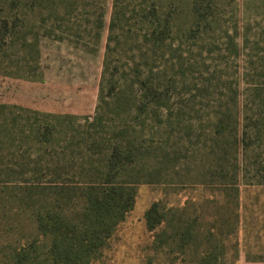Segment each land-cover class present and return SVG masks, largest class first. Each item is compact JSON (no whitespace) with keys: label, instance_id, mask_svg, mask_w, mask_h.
I'll return each instance as SVG.
<instances>
[{"label":"rangeland","instance_id":"obj_1","mask_svg":"<svg viewBox=\"0 0 264 264\" xmlns=\"http://www.w3.org/2000/svg\"><path fill=\"white\" fill-rule=\"evenodd\" d=\"M11 1L0 0V15L16 25L0 55V104L7 105L0 113V145L6 139L13 140L14 151L8 156L15 175L36 177L28 164L32 155L30 162L41 161L43 171L38 176L43 180L56 177L54 181L59 182H99L100 166L117 143L153 141L157 146L168 141L177 152L178 147L190 144V139L199 140L207 144L198 151V156L204 157L217 136L213 109L220 107L242 121L233 134L227 129L226 135L230 133L234 142L227 145L230 164L226 166L234 163L238 172L248 171L253 182L262 179L259 176L264 175V169H258L264 165V145L251 144L245 155L238 138L247 122L244 116L249 118L253 113L242 106L246 101L244 89L252 80L264 81V0H19L15 9L10 8ZM195 2L203 3L207 10L213 8V17L206 20L205 28L202 21L196 38L191 30L197 26L193 24ZM153 7L160 16L169 17L170 13L173 39L162 57L176 61L168 66L157 58L153 68L160 75L166 70L177 80L185 70L187 79L188 65L194 59L198 61L195 75L213 73L209 82L201 84L210 89L204 98L206 107L202 111L200 105L192 103L185 107L188 114L200 108L203 127H150L166 119L165 108L156 114L151 111L145 120L135 115L134 94L140 80L148 79L150 64L158 57L150 49L152 26L140 23L139 15ZM182 93L172 97L174 110L183 103L182 96L188 98L187 92ZM14 113L18 115L15 121ZM188 121L186 118L183 123ZM45 126L54 127L55 134L51 142L39 143L37 129ZM64 152L75 155L76 165L67 169L69 178L52 176L45 165H52L50 156L56 159ZM174 176L169 187L160 186L163 183L140 184L133 210L118 226L103 256L92 264H140L153 255L155 233L161 229L150 231L145 213L155 201L172 209L171 213L192 219V233L198 243L197 248L192 245L182 254L173 253L176 259L160 254L155 264H192V257L204 251L211 253L210 258L216 257L217 264H237V193L207 188L187 176L184 186L178 181L176 167Z\"/></svg>","mask_w":264,"mask_h":264},{"label":"trees","instance_id":"obj_2","mask_svg":"<svg viewBox=\"0 0 264 264\" xmlns=\"http://www.w3.org/2000/svg\"><path fill=\"white\" fill-rule=\"evenodd\" d=\"M18 4L19 0H12L10 8L15 9ZM204 8V4L198 2L192 6L195 16L193 24L197 26L191 30L195 38L202 28V21L205 28L206 20L213 17V8L208 10ZM137 13L138 10H134V14ZM139 15L140 23L146 22L152 26L149 33L150 49L158 57H154V64H150L148 79L143 77L140 80L134 99L132 98L136 108L135 115L138 118L143 116L145 120L151 111L156 114L165 108L168 113L166 119L159 124H150V127L158 126L164 129L203 127L201 111L208 104L204 98L210 93V89L201 84L203 81L209 82L213 73L210 76L195 75L198 61L192 59L188 65L187 79L185 70L180 80L166 70H162L164 72L160 75L159 71L153 68L157 66L155 64L157 58L168 66L176 64L175 59L162 57L165 49L171 47L173 39L170 13L169 17L160 16L157 7H153ZM133 17L134 15L128 19ZM15 26L14 20L0 15V55L5 51ZM248 74L247 72L246 75ZM180 81L182 85L179 84ZM248 83L250 85L244 89L246 101L242 106L249 107L253 113L249 118L248 115L247 117L243 115L247 122L243 123L244 129L240 131L238 138L243 149L245 148V155L251 144L255 143L258 147L264 145V81L252 80ZM184 91L187 92L188 98L182 96L183 103L174 110L172 97L176 93L184 95L182 93ZM190 103L200 105L201 111L200 108L193 109V112L188 114L185 107ZM6 107V104H0V113ZM219 108L213 109L217 116L215 129L217 136L209 145L210 149L206 156H198L200 153L198 151L202 150L201 145H207L198 143L199 140L196 142L190 139L191 143L184 148L178 147L177 152L174 144L170 145L168 141L157 146H154L153 141L132 145L117 143L100 166L102 181L99 182H59L54 181L53 178L57 179L56 177L43 180L38 176L39 172L43 171L41 161L35 159L30 162L32 155H29L28 164L32 165L36 177L15 175L12 159L8 156L14 151L11 150L14 143L12 139L4 140L5 142L0 145V264H92L103 256L104 249L115 235L118 226L133 210L140 184L163 183L165 185L160 186H173L170 183L174 182L175 167L176 176L178 181H182V185L187 184L184 179L187 176L200 181L207 188H221L229 194L235 192L238 195L239 206L240 186L264 184V175L259 176L262 179L253 182V178L248 176V171L238 172V167L235 168L234 163L231 167L226 166L227 163L230 164L227 155L230 148L227 145L234 142L230 133L229 136L226 135L227 129L232 130L233 134L242 121L237 119V114L233 115V112L227 113ZM172 115L176 117L173 118ZM17 116L14 113V121ZM186 118L190 121L183 123ZM37 130L36 139L39 143L51 142L55 134L54 127L45 126ZM29 149L30 147L27 148L28 153ZM74 156L66 152L60 157L57 155L56 159L50 156L52 165L48 163L45 166L52 171V176L69 178L67 169L76 165ZM230 169L233 170L232 173ZM263 169L264 165L258 170ZM245 170H249L248 167H245ZM193 171L197 174L193 175ZM13 175L17 177L12 179ZM217 182L221 184H216ZM161 204V201L153 202L145 213L148 229L154 232L157 229L161 231L155 233L153 241L155 253L140 264H155L160 254L167 256L168 259L170 257L176 259L178 256H174L173 253L182 254L192 245L196 248L198 246L192 233L195 222L184 218L183 214L171 213L172 209H166V206ZM210 256L211 253L204 251L199 256L192 257L191 262L217 264V258L213 259Z\"/></svg>","mask_w":264,"mask_h":264},{"label":"crops","instance_id":"obj_3","mask_svg":"<svg viewBox=\"0 0 264 264\" xmlns=\"http://www.w3.org/2000/svg\"><path fill=\"white\" fill-rule=\"evenodd\" d=\"M238 214L237 264H264V184L240 186Z\"/></svg>","mask_w":264,"mask_h":264}]
</instances>
